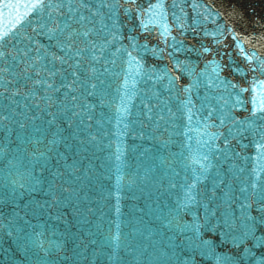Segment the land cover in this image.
Here are the masks:
<instances>
[{
	"label": "water",
	"instance_id": "obj_1",
	"mask_svg": "<svg viewBox=\"0 0 264 264\" xmlns=\"http://www.w3.org/2000/svg\"><path fill=\"white\" fill-rule=\"evenodd\" d=\"M0 264H264V0H0Z\"/></svg>",
	"mask_w": 264,
	"mask_h": 264
},
{
	"label": "snow or ice",
	"instance_id": "obj_2",
	"mask_svg": "<svg viewBox=\"0 0 264 264\" xmlns=\"http://www.w3.org/2000/svg\"><path fill=\"white\" fill-rule=\"evenodd\" d=\"M4 7L5 8H19L20 5H9V4H5ZM33 7H35V5H33Z\"/></svg>",
	"mask_w": 264,
	"mask_h": 264
}]
</instances>
